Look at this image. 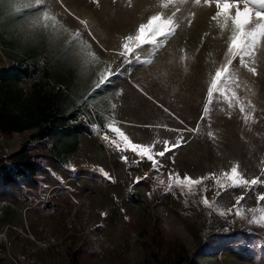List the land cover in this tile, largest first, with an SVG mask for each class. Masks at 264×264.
I'll use <instances>...</instances> for the list:
<instances>
[{
    "label": "rangeland",
    "instance_id": "rangeland-1",
    "mask_svg": "<svg viewBox=\"0 0 264 264\" xmlns=\"http://www.w3.org/2000/svg\"><path fill=\"white\" fill-rule=\"evenodd\" d=\"M46 2L68 32L32 27L43 6L17 12L15 0H0V33L13 52L37 50L57 76L70 77L73 94L80 98L78 124L89 134L74 139L72 153L59 141V156L52 154L50 140L30 142L38 174L7 187L0 183V264H177L180 257L184 264H264V227L248 223L259 215L254 210L264 208V201H257L264 185L247 192L220 189L209 178L187 195L166 187L170 173L193 179L214 173L220 178L234 164L246 178L264 179V49L257 53L259 75L240 68L241 86L236 89L242 100L255 105V122L245 123L239 107L229 109L219 95L213 97L209 117L201 120L210 78L223 62L229 35L211 20L214 4L181 6L180 27L165 47L155 54L151 45L138 51L152 63L133 59L126 64L116 55L122 38L160 10L159 0H131V7L128 0H99V6L92 0ZM190 12L195 17L189 26L185 18ZM77 31L98 60L92 61L87 49L81 54L79 42L68 44ZM0 62L7 65L1 48ZM109 66L122 75L89 96L100 71ZM234 67L239 68L238 60ZM22 86L28 89V83ZM109 119L133 143L151 145L153 154L179 135L186 143L164 157L154 156L159 163L153 167L146 157L110 142L117 137L104 127ZM197 124L198 131H187ZM32 132H0V160L16 152ZM106 134L109 140L103 138ZM241 195L243 219L234 207ZM205 196L211 207L202 204Z\"/></svg>",
    "mask_w": 264,
    "mask_h": 264
},
{
    "label": "snow or ice",
    "instance_id": "snow-or-ice-1",
    "mask_svg": "<svg viewBox=\"0 0 264 264\" xmlns=\"http://www.w3.org/2000/svg\"><path fill=\"white\" fill-rule=\"evenodd\" d=\"M92 2L99 6V0H92ZM115 2L116 0H113V3ZM188 3H193L196 6L203 4L209 7L214 4L216 11L214 15L211 16V20L215 22L221 32L227 31L229 33L226 40L227 50L224 53L223 62L215 68L214 74H212L210 78L207 88V100L203 107L201 120L209 117L210 105L212 104L213 97L219 95L227 102L229 109L237 106L239 107V111L245 123H248L250 119L252 122H255V117L253 116V113L256 111L255 105L252 103L251 99L245 98V100H242L236 89L241 86L239 79L240 68L245 69L253 77L259 75L257 53L264 49V0H159L160 10L150 15L146 22L139 23L134 33L128 34L122 38L120 47L116 50V55L122 57L126 64L132 63L133 59L137 63L151 64L152 60H142L138 51L141 50L144 45L153 46V54L163 49L168 40L175 36L180 27L181 19L178 17L177 13L181 12V6ZM241 4L243 7H241ZM257 5L259 6V10L256 7ZM41 6H43V10L31 21L33 28H37L41 31H47L51 28L53 32H68V29L60 23L56 16L50 13L48 10L50 5L47 4L46 0H15L13 5L17 12L26 8L30 9L35 7L39 9ZM128 6H132L131 0H128ZM65 10L67 11V9ZM168 10H171V14H168ZM194 17L195 12H190L189 16L185 18L189 26ZM80 23L84 24L87 28V21L81 20ZM89 34L91 35V33ZM93 39H95L94 36ZM74 42H79L82 50L81 54H83V50L87 49V55L92 61L98 60L95 53L91 51V45L81 39L79 31L71 36L68 44L72 46ZM186 58V56L182 57V59ZM236 60L239 62V68L234 67V61ZM120 75H122L120 70L113 72L110 66L101 70L99 78L94 82L89 96H91L93 92H96V90L111 85L113 83L112 77ZM134 86L137 87L139 91L143 92V89H141L139 85ZM122 91V89L119 90L117 95L122 94ZM144 95H147V93H144ZM85 99H87V97ZM148 99H152V97L149 96ZM111 108L114 110L116 105L112 104ZM164 111L168 112V109L165 108ZM230 115L231 113L229 112V116ZM181 123H183V121H181ZM104 127L117 137V139L110 140L117 149H121V145H123V149L121 150L130 149L141 158L146 157L148 160L152 161L153 167H156L159 163L154 156L164 157L167 152H171L173 149L180 147L182 143H186L183 135H179L174 144L170 145L168 141H165L164 150L153 154L150 151L151 145L133 143L129 136L117 126V121H115V119H109ZM170 130L182 132V130L178 129ZM198 130L199 124H197L195 129H187V131L190 132ZM208 136L212 138L213 133L209 131ZM103 138L109 140L107 134ZM100 171L106 178H109L107 172H104L103 169ZM209 178L213 179L220 189L241 187L247 192L253 190L254 186L264 185V179L260 177L248 179L239 171V164H234L229 171L223 172L220 178H217L214 173L198 179H193L188 175L181 177L179 174L173 175L170 173L169 182L166 187L168 190L177 188L180 190L181 194H194L196 186L202 185L204 181ZM139 179L140 178H137V182H139ZM160 183L163 184L164 182L161 180ZM219 194L220 193L217 192V195ZM244 198V195L237 197L236 205L234 206L236 208L235 215L242 219L244 217L242 216L239 205ZM257 201H264V193L257 194ZM201 202L206 207L212 206L206 196ZM254 211H258L259 215H253L252 219L248 220V223L264 227V208ZM229 212H231V209H229ZM219 214L224 216L225 212L221 211Z\"/></svg>",
    "mask_w": 264,
    "mask_h": 264
},
{
    "label": "trees",
    "instance_id": "trees-1",
    "mask_svg": "<svg viewBox=\"0 0 264 264\" xmlns=\"http://www.w3.org/2000/svg\"><path fill=\"white\" fill-rule=\"evenodd\" d=\"M0 48L7 61V65L0 62V132L11 135L33 131L16 152L0 160V183L7 187L38 174L40 165L30 154V142L50 140L52 154L59 156V141H64L69 153L75 152L74 139L89 134V130L78 124L80 98L73 94L70 77L57 76L37 50L21 55L13 52L11 42L1 33ZM23 83H28V89ZM177 264H184V259L180 257Z\"/></svg>",
    "mask_w": 264,
    "mask_h": 264
}]
</instances>
